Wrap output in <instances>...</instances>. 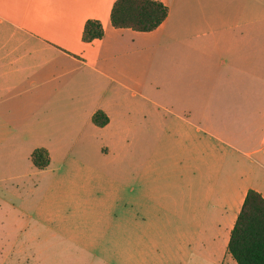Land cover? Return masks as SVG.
<instances>
[{
    "label": "crops",
    "instance_id": "crops-1",
    "mask_svg": "<svg viewBox=\"0 0 264 264\" xmlns=\"http://www.w3.org/2000/svg\"><path fill=\"white\" fill-rule=\"evenodd\" d=\"M157 1L168 17L144 33L112 26L116 0H0V184L46 170L31 161L36 149L51 164L90 146L109 152L138 129L146 180L153 167L167 181L168 223L187 233L178 261L234 264L227 247L246 194L264 198V181L229 175L226 149L243 141L245 118L263 115L264 95L246 94L264 87V0ZM89 20L104 36L85 43ZM97 111L106 126L92 123ZM4 246L0 264L20 263Z\"/></svg>",
    "mask_w": 264,
    "mask_h": 264
},
{
    "label": "rangeland",
    "instance_id": "rangeland-1",
    "mask_svg": "<svg viewBox=\"0 0 264 264\" xmlns=\"http://www.w3.org/2000/svg\"><path fill=\"white\" fill-rule=\"evenodd\" d=\"M3 27L0 41L8 32ZM260 34L264 53V31ZM260 68L262 81L264 55ZM248 93L264 95V87ZM254 123L245 118L236 133L243 141L229 142L226 149L229 175L240 171L243 179L257 183L264 181V111ZM123 138L109 152L79 149L54 158L24 183L0 184V244L4 254L16 245L12 257L20 263L14 264H208L178 261V247L188 244L180 235L187 233L168 223L167 181L157 182L152 167L147 176L152 189L146 192V156L151 153L140 151L138 129Z\"/></svg>",
    "mask_w": 264,
    "mask_h": 264
},
{
    "label": "trees",
    "instance_id": "trees-1",
    "mask_svg": "<svg viewBox=\"0 0 264 264\" xmlns=\"http://www.w3.org/2000/svg\"><path fill=\"white\" fill-rule=\"evenodd\" d=\"M168 7L157 0H116L111 11V24L116 29L152 32L168 17ZM104 29L97 20L84 26L82 40L91 43L102 39ZM92 123L104 127L109 118L102 111L92 116ZM35 168L46 169L51 162L49 152L39 148L31 154ZM227 252L236 264H264V198L255 190H248L235 225L231 231Z\"/></svg>",
    "mask_w": 264,
    "mask_h": 264
}]
</instances>
